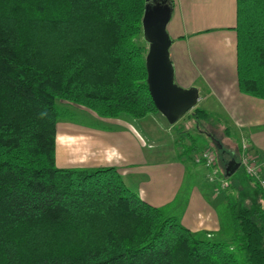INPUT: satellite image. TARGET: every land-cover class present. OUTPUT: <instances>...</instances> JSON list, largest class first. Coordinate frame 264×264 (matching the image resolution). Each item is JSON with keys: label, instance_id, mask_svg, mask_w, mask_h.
<instances>
[{"label": "trees", "instance_id": "obj_1", "mask_svg": "<svg viewBox=\"0 0 264 264\" xmlns=\"http://www.w3.org/2000/svg\"><path fill=\"white\" fill-rule=\"evenodd\" d=\"M143 11L144 0H0V264H264L262 199L230 201V237L203 238L116 166L56 163L70 103L102 118L158 111ZM234 29L238 89L264 98V0H236ZM182 117L215 140L206 109Z\"/></svg>", "mask_w": 264, "mask_h": 264}, {"label": "crops", "instance_id": "obj_2", "mask_svg": "<svg viewBox=\"0 0 264 264\" xmlns=\"http://www.w3.org/2000/svg\"><path fill=\"white\" fill-rule=\"evenodd\" d=\"M145 3L148 4L151 12L157 8L159 10L163 7L170 8L166 31L171 38L169 53L176 84L184 87L195 86L198 90V100L195 105L206 109L218 119L216 129L221 130L222 135L229 134L232 130L235 133L236 130L235 134L242 138L239 145L232 149L231 159L239 160L241 146L245 142L248 152L258 161L264 173V98L243 93L237 85L236 32L234 29L236 0H144ZM152 113L162 115L159 111ZM88 115L95 117V125H98L100 129L81 128L76 124L74 134L67 135L73 138L72 162L74 166L93 167L98 164H111L118 168L120 165L123 168L130 166L126 172L131 177L134 176L140 180L141 187L139 188L140 191L143 188V194L145 192L150 194V190L146 191L145 186L149 183L152 185L153 180L155 183L154 174L160 182L168 179L171 184L176 174L187 170L190 173L191 182L200 184V175L194 166L196 162L193 160L188 162L183 158L186 149L191 148L192 136L189 137L190 142L186 149L177 150L178 153L169 159V163H165L158 152L151 151L156 159H148V155L145 154L146 141L152 140L156 143V139L150 137V133L154 130L150 128L151 132L146 130L139 122L147 114L142 117H132L124 113L116 117H101L99 124L97 121L100 117L92 112ZM182 119L186 118L181 116L174 123H180ZM187 119L186 121L190 124L194 121L191 118V120ZM190 124L185 123L186 130ZM58 130L60 129L57 128V136L58 134L66 135L62 130L60 132ZM203 134L208 136L206 131ZM181 137L182 134H179L174 138L177 145L181 142ZM215 140L221 148L227 145L217 137ZM59 154L57 148L56 159L59 158L63 163L61 165H68L64 163L70 161ZM146 163L149 174L142 169ZM220 182H217V185L215 183V187L206 186L202 182L205 191L201 195L197 192L193 200L194 203H198L195 206L197 210L194 218L195 226L200 225V228L207 231V234L214 230L215 234L220 236L217 239H223L224 236V231L221 230L223 217L227 215L230 217L228 209L230 200L226 194H221L222 189L228 191L231 188V193L237 198L236 202L249 203L247 206L261 199L258 185L245 174L243 169L242 173L232 182L227 181L225 187H221ZM135 191L146 199L139 191ZM168 195L171 198L174 193Z\"/></svg>", "mask_w": 264, "mask_h": 264}, {"label": "rangeland", "instance_id": "obj_3", "mask_svg": "<svg viewBox=\"0 0 264 264\" xmlns=\"http://www.w3.org/2000/svg\"><path fill=\"white\" fill-rule=\"evenodd\" d=\"M138 39L146 47L148 46L147 41L143 37V33L139 34ZM56 102L57 104H60L61 102H63V100L57 99ZM68 108V111L59 113L57 118V128L60 129L58 131L60 132L62 130V132L66 133V135L58 134V136L56 137V149L58 148V151L60 153L59 156H65L67 160L70 161L64 164L74 165L72 162V153L74 152L73 138L67 135L74 134L73 132L76 130V124L81 128H100L98 125H95V117H93V115H88L89 111L84 107L70 103V105H68ZM98 119H100L97 121V123L99 124L101 121V117ZM186 119H182L183 121L181 120L180 123H170L163 115H160L159 113H147V115L144 118L140 119L139 122L143 124L142 126L146 128V130L150 131L149 128L154 130L152 132L150 131L152 133H150V137L155 138L156 143H154L152 140L146 141L145 154L148 155V159H156V156L154 157L153 153L158 152L164 162L169 163V159L172 158L176 153H178L177 150L186 149L187 144H189L190 142L189 137L192 136L194 137L193 144L195 146L199 148L205 145L206 147H209L213 150L215 154V167L217 168V172L215 173V181H211L208 178V174L211 173L212 169L196 162L194 166L197 168V172L200 175V184L191 182L189 175L190 173L187 170L186 172H181L178 175L176 174L175 179L173 182H171V184H169L168 179L161 180L160 182L158 180L159 178L156 176V174H154V177L156 179L155 183L153 180L152 185L149 183V185L145 186V190H150V194H147L146 192L143 194V188L141 189V191L139 188L141 187L140 180L138 178H134V176L131 177V175L126 172V169L130 168V166H126L125 168H123L122 165H120L119 168L116 165L115 166L118 168L126 184L133 190L139 191V193L146 197V199H148L151 203L159 206L162 209L164 215L176 216L184 225L189 226L194 235L198 237L217 239L220 236H217L214 230L209 231V233L207 234V231H205L203 228H200V225L195 226L194 218L196 217L195 214L197 211L195 210V206L198 205V203H194L193 200H195V195L197 194V192L198 195H201L205 191L203 189L204 185L201 184L202 182H204L206 186L208 185L210 187L212 185L214 186L215 183V185H217L222 180H225L226 182H232L235 177H238L242 173V168L239 166L231 174H226V165L232 157V149H235L239 145L242 138L238 134H235L237 133L236 130L235 133L234 130H232L231 133L222 135V131H218L216 129L218 127H216V124L214 123L215 126L212 125L211 128L215 137L227 144L221 148L218 145L217 141L214 140V138H208L207 136H205V134H203V129L205 128L201 126L202 121L194 120L193 123L190 124V122H187ZM185 123L190 124L187 130L185 129ZM182 129L184 131H181ZM116 130L118 132L120 131L119 129ZM185 131H187V133H185ZM92 132L96 133V131ZM179 134H182V137L181 142L177 145L174 141V138H176ZM149 143H151V145H149ZM152 150L153 153H151ZM194 151L195 149H190L188 150V152L186 150V152H184L183 154V158H185L188 162H191L190 160H193L192 154H195L193 153ZM256 162L258 163L257 160ZM56 163L59 165L63 164L58 157L56 159ZM142 169L146 170V173L149 174L147 172V163L144 167H142ZM172 192L174 193V196L170 195L172 196L170 198L168 194ZM221 194H226L228 199L233 202H235L237 199L231 193V188H229L228 191L226 189H222ZM243 205L247 206L249 205V203H244ZM222 226L223 227L221 230L224 231L223 239H227L230 237L233 230L231 218L229 217V215H227V217H223Z\"/></svg>", "mask_w": 264, "mask_h": 264}, {"label": "water", "instance_id": "obj_4", "mask_svg": "<svg viewBox=\"0 0 264 264\" xmlns=\"http://www.w3.org/2000/svg\"><path fill=\"white\" fill-rule=\"evenodd\" d=\"M169 15L170 8H157L151 12L145 3L142 32L148 42L145 65L151 98L167 121L174 123L195 106L198 90L195 86L184 87L174 81V68L169 53L171 38L166 31ZM238 166L239 161L229 160L226 173H232Z\"/></svg>", "mask_w": 264, "mask_h": 264}, {"label": "built area", "instance_id": "obj_5", "mask_svg": "<svg viewBox=\"0 0 264 264\" xmlns=\"http://www.w3.org/2000/svg\"><path fill=\"white\" fill-rule=\"evenodd\" d=\"M194 160L212 169L208 174L210 180L215 179L217 168L215 167V154L210 148H204L194 155ZM239 165L242 167L245 174H247L258 185L261 193V199L264 203V174L261 166L256 162L255 158L248 152L247 144L242 143L239 154ZM227 182L222 180L221 187H225Z\"/></svg>", "mask_w": 264, "mask_h": 264}]
</instances>
